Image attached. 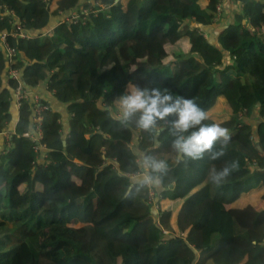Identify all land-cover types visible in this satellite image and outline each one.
Here are the masks:
<instances>
[{
    "label": "trees",
    "instance_id": "1",
    "mask_svg": "<svg viewBox=\"0 0 264 264\" xmlns=\"http://www.w3.org/2000/svg\"><path fill=\"white\" fill-rule=\"evenodd\" d=\"M221 1L0 0L38 33L9 38L18 51L11 69L21 70L24 88L45 84L72 126L66 131L42 98L49 109L38 153L24 136L33 133L32 102H21L11 146L0 150V264H264V0H232L233 21L212 41L204 27H219ZM84 9L86 19L53 26ZM0 30H12L3 14ZM4 60L0 48V133L19 84L2 87ZM131 82L194 99L205 123L229 129V142L215 145L223 155L176 163L167 126L156 148L148 133L111 119L102 106ZM134 152L169 157L164 186L153 189L158 216L150 188L126 195L128 177L139 174ZM233 162L224 181L211 182ZM176 212L185 236L171 233Z\"/></svg>",
    "mask_w": 264,
    "mask_h": 264
},
{
    "label": "clouds",
    "instance_id": "2",
    "mask_svg": "<svg viewBox=\"0 0 264 264\" xmlns=\"http://www.w3.org/2000/svg\"><path fill=\"white\" fill-rule=\"evenodd\" d=\"M101 110L124 126L132 124L137 131L148 133L156 148H159V138L167 126L176 163L186 159L199 160L205 154L209 159H217L223 155V147L217 150L215 145H225L231 138L228 128L214 122L205 123L209 117L194 99L178 95L168 87L131 82L115 105H104ZM133 155L139 174L128 177L132 189L126 195H131L133 190L162 189L169 171V157L147 152H134ZM236 167L237 163L233 162L212 172L211 182L219 185Z\"/></svg>",
    "mask_w": 264,
    "mask_h": 264
},
{
    "label": "built area",
    "instance_id": "3",
    "mask_svg": "<svg viewBox=\"0 0 264 264\" xmlns=\"http://www.w3.org/2000/svg\"><path fill=\"white\" fill-rule=\"evenodd\" d=\"M223 0L216 5V19L217 21L220 20L223 12ZM89 12L87 10H83L82 13H78V11L73 10L69 11L67 13H63L59 19L60 22L64 21H76L80 18L86 19L87 14ZM3 15L8 16V23L11 25V32H7L6 30L0 33V48L4 53L5 57V68L7 70V81H12L16 80L19 82L18 86L16 88H10L11 90V99H15V108L18 110L20 109L21 102L25 98H29L32 102V127H33V133L26 132L24 133V136L30 137L34 142H35V147L34 150L36 152H43L46 147L44 144L41 143L42 137H43V129H42V124H43V113L44 111L49 109V104L45 103L42 101V98L36 94V93H28L26 88H24L23 83H21V70L20 69H11V65L13 64L16 56L18 55L17 48L13 46L9 40V38H14V39H33L35 36L34 32H30L29 30H26L25 27L22 25L21 21L15 16V14L12 11L5 10L1 11L0 10V18ZM52 28V27H50ZM50 28H48L45 32L43 33H51ZM38 34V33H36ZM206 36V34H205ZM15 129L9 130L6 128L0 133L1 136V151L4 152V147L11 146V138L15 134ZM45 156V155H44ZM149 201L150 204L152 205V208L156 205L157 201L155 200V193L152 188H150L149 192ZM158 216V215H157ZM164 233H167V230L163 229ZM180 233V232H179ZM181 236H183V233H180Z\"/></svg>",
    "mask_w": 264,
    "mask_h": 264
},
{
    "label": "crops",
    "instance_id": "4",
    "mask_svg": "<svg viewBox=\"0 0 264 264\" xmlns=\"http://www.w3.org/2000/svg\"><path fill=\"white\" fill-rule=\"evenodd\" d=\"M234 5H235L234 4V1H232V0H223V7H224V9H223V12H222V16L220 18V22L221 23L218 24V21L219 20L216 23V25H219V27H216V28H214V27H204V30L205 29H210V30L215 29L218 32L219 29L224 28L225 25L228 24L229 22L226 23L223 26H222V24L225 21H229L230 19L233 18L232 11H233V6ZM58 21H59V18L55 19L54 22H56V23H54L53 26L55 24H57ZM2 32H3V30H0V33H2ZM35 35H37V34H35ZM206 36H207V33H206ZM211 40L213 41V39H211ZM3 80L4 81H3L2 87L3 88L9 87V84H8V81H7V70H6V68H5L4 72H3ZM21 83H22V78H21ZM25 88H26V90H27L28 93H30V94L31 93L38 94L41 98H43L44 100H46L50 104L51 107H53L54 109H56V110H58V111H60L62 113V116H63L62 117V122L65 125V130L66 131H68L70 128H72V126H71V119L68 116V114L66 113V111L64 109V106L60 105L59 102L54 98V96H52L51 93H49V91L47 90V86L45 84H41L38 87H34V88L33 87H25ZM12 100L13 101H12L11 107H10V112L12 114V117H11V120H10L9 124L6 127V130L7 129L13 130L15 128L16 122L18 121L19 113H18V110H16V108H15V99L12 98ZM1 142H2V140H1V136H0V150H1ZM132 142H133V140H132ZM69 157L71 158V156H69ZM71 159L74 160V161H77L78 160V159L76 160V158L74 156H72ZM78 161L80 163H82V161H80V160H78ZM73 207L75 209L78 208L77 205H74ZM79 211L81 212V210H79ZM102 244L104 245V242Z\"/></svg>",
    "mask_w": 264,
    "mask_h": 264
},
{
    "label": "rangeland",
    "instance_id": "5",
    "mask_svg": "<svg viewBox=\"0 0 264 264\" xmlns=\"http://www.w3.org/2000/svg\"><path fill=\"white\" fill-rule=\"evenodd\" d=\"M231 21H233V19H230L229 21H225V22L222 24V26L225 25V24L228 23V22H231ZM54 23H56V22H52V24H54ZM219 23H221L220 20L218 21V24H219ZM226 25H227V24H226ZM215 28H216V27H215ZM207 32H208L207 37L210 38V39H213V41H215V39H216V35H217V30H215V29H213V30L208 29ZM256 117H257V116L255 115L254 118H256ZM119 136H121L122 138H126V137L123 136V135H119ZM80 196H81V195H80ZM80 199H81V197H80L79 199H77L76 202L79 203V202H80ZM80 203H81V205L78 206V208H77L78 211H77V212H80L79 210H81V212H82V201H81ZM73 209H74V208H73ZM160 210H161V204L156 203V205L153 207V211H154V213H155L156 216L160 213ZM176 214H177V212H176L175 214H173V217H172V223H173V226L175 227V230H174L173 232H171V233H172V234H175V235H180V233H179V231H178V228H177V226H176V218H177ZM78 216L80 217V213L78 214ZM93 235H96V231H95V229H93ZM183 236H185V234H183ZM93 242H94V244L96 245L97 249H98L100 252H102L103 255H105V252H104V245L102 244L103 241H99V239H98L97 237L94 236V238H93ZM104 257H105V256H104Z\"/></svg>",
    "mask_w": 264,
    "mask_h": 264
},
{
    "label": "water",
    "instance_id": "6",
    "mask_svg": "<svg viewBox=\"0 0 264 264\" xmlns=\"http://www.w3.org/2000/svg\"><path fill=\"white\" fill-rule=\"evenodd\" d=\"M63 143H64V145H65V144H66V141L64 140ZM257 148H258V149H261V147H260L259 144H257Z\"/></svg>",
    "mask_w": 264,
    "mask_h": 264
}]
</instances>
